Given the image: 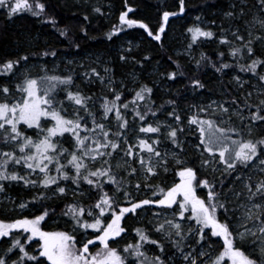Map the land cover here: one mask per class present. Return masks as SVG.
<instances>
[{
  "label": "snow or ice",
  "instance_id": "snow-or-ice-1",
  "mask_svg": "<svg viewBox=\"0 0 264 264\" xmlns=\"http://www.w3.org/2000/svg\"><path fill=\"white\" fill-rule=\"evenodd\" d=\"M125 7L108 40L126 27L161 41L170 18L185 13L186 0H178V11L163 10L156 29L131 18L127 0ZM0 9L9 20L25 12L45 15L57 27L41 0H0ZM224 15L230 26L221 25L218 39L232 62L220 51L211 67L223 76L238 69L248 78L232 75L237 94L189 104L188 113L179 89L157 104L154 89L138 84L128 99L126 83L117 87L107 67L104 75L94 67L82 73L88 84L99 82L110 93L97 106L77 84L75 69L48 67L44 58L57 57L55 50L35 53V63L29 54L0 62V193L13 184L42 189L32 201H10L13 211L71 195L59 210L42 203L38 214L0 219V264H264V0H234ZM57 30L80 48L67 28ZM187 33L189 55L202 39L216 38L199 25ZM209 60L201 53L196 68ZM173 63L167 79L186 76L179 61ZM187 78L192 92L204 95L207 85ZM189 133L199 134V169L187 158L182 136ZM201 169L208 174L200 175ZM169 172L178 178L171 185L153 182ZM132 188L148 189L151 197L137 199ZM151 206L160 209L152 213L155 222L135 227L129 241L126 218L139 219V210ZM57 215L67 217L71 231L45 230Z\"/></svg>",
  "mask_w": 264,
  "mask_h": 264
},
{
  "label": "trees",
  "instance_id": "trees-1",
  "mask_svg": "<svg viewBox=\"0 0 264 264\" xmlns=\"http://www.w3.org/2000/svg\"><path fill=\"white\" fill-rule=\"evenodd\" d=\"M31 2V0H30ZM46 4V15L48 17H54L57 21V27H53L51 23L45 22V15L37 18L30 13H22L9 20L5 15V10L0 9V62H3L7 58H15L17 54H29L33 63L36 62L35 53L41 52L45 49L51 51H57V57H46L47 61L54 62L63 58V56H70L78 61L79 65H72L70 69H75L73 73L76 76V82L83 84V78L79 80L81 74L85 69L96 68L101 73V70L92 63H86L85 56L88 54H101V57L107 61L106 67L110 69V74L114 76L116 86L120 87V82L124 81L127 85L124 88V93L131 99L133 91L131 89L130 80L132 76H137L138 84H147L154 89V99L157 104L163 103L169 98H173L174 93L179 89L182 95L179 97L180 107L182 109L188 108L189 104L208 102L210 99H225L229 95H235L236 90L234 83L230 84L232 75L239 74L241 77L247 79L248 76L245 73H240L238 69L235 71L228 70L229 75L223 76L220 73H216L211 67V62H219L218 53L220 51L225 52L224 60L229 63L232 62L231 57L228 55V48L225 45L219 43L218 37L221 35V25L224 28H228L230 25L226 18L223 17L225 12L229 10V5L234 0H186V11L182 16L171 17L169 25L166 27L165 34L162 36L161 41H155L139 28H124L123 31L113 35L111 40L107 39V34L113 29L114 26L119 25V16L122 11H126L125 0H41ZM127 4L134 9L133 13H129V16L133 19H140L145 21L156 29L159 23V17L163 10L178 11V0H127ZM100 8L101 12L94 11L95 8ZM87 16L88 20H84ZM207 19L208 26L199 25L205 29L212 30L216 33V38L202 39L197 45L193 46L191 55H175V51L184 47L187 48L189 43V34L187 28L197 25L199 20ZM215 21V23H213ZM57 28L65 29L69 31V37L72 41L78 42L80 48L76 49L70 46L69 39L61 37ZM81 28L86 29L88 36L84 37ZM125 40L131 41L130 46L127 49H131V57L135 58L128 61H121V52H118V47L125 43ZM137 45V47H135ZM201 53L210 58L207 64H203L200 69L196 68L195 60H199ZM125 54V53H123ZM126 55V54H125ZM145 57L150 59L145 60ZM171 57V59H169ZM194 58V59H193ZM173 61H179L186 76H178L176 81L167 79V73L176 70V64ZM83 64L85 68H79ZM49 67V65H48ZM165 76L163 80V86L159 89L156 81L161 76ZM188 76H196L207 85L204 95H200L199 92L193 93L189 87ZM0 77V80H3ZM78 80V81H77ZM255 83V80L252 81ZM130 83V84H129ZM162 83V82H161ZM83 86V85H81ZM130 87V88H129ZM248 88V85H245ZM129 88V91H128ZM96 87L89 88L86 92L92 93L94 99L99 105V98L94 95ZM132 89V90H133ZM90 95V94H89ZM96 96V97H95ZM109 98H111L109 96ZM188 113V110L185 111ZM131 122V116L129 117ZM198 134V133H197ZM199 135V134H198ZM187 148V158L189 161H195V166L199 169V152L196 151L195 146L190 147L187 142V136H182ZM199 143L197 139V144ZM200 170V175H206ZM171 176L173 175H161L154 178V183L162 186H169L171 182ZM209 178H211L209 174ZM174 179H177L174 177ZM135 188H132V192ZM13 195H17L16 192L25 190L8 187ZM150 194L146 197H151V192L148 189H144ZM16 191V192H15ZM204 190H202L203 192ZM135 196V193L133 192ZM19 196V195H17ZM16 196V197H17ZM22 200H28L26 197H20ZM154 198V197H152ZM55 199V198H54ZM46 200L39 202L40 204L47 203L53 205L58 210L64 207L66 202H71L70 198L67 200ZM143 199V198H138ZM140 218L135 216L130 219L126 218V226L129 229L127 239L130 241L135 235L132 231L135 227H144L151 225L148 224L149 220H152V210H139ZM38 214V212H36ZM31 216V214H27ZM0 219L10 220L4 217L0 210ZM67 217H61L57 215L54 219H49L44 225L45 230H66L69 224L66 225L65 221ZM153 221V220H152ZM54 222V224H51ZM154 222V221H153ZM153 236H158L156 233H152ZM35 243V242H33ZM155 248V246H149Z\"/></svg>",
  "mask_w": 264,
  "mask_h": 264
},
{
  "label": "rangeland",
  "instance_id": "rangeland-1",
  "mask_svg": "<svg viewBox=\"0 0 264 264\" xmlns=\"http://www.w3.org/2000/svg\"><path fill=\"white\" fill-rule=\"evenodd\" d=\"M223 17L225 18V15H223ZM197 25H205V26H208L209 25V22L207 21V19H201L197 22ZM130 42L131 41H127L125 40V43L124 45L122 46H119L117 49H118V52H121V54L125 53L126 55H129L130 56V59H132L131 57V53H128L127 52V46H130ZM137 47V45L135 46ZM187 48H184V47H180L178 48L176 51H175V55H187L189 56V52L186 51ZM129 59V60H130ZM68 61H72L71 64L68 63ZM78 61L79 60H76L70 56H63V58H61L60 60L56 61L54 59V63L52 61H48V65H49V68H53L55 65H59V71L60 72H63V73H68L69 72V67L72 66V65H79L78 64ZM86 63H92L93 65H96L97 67L100 68L101 70V74L104 75V69L106 67V64H107V61H105L103 59V57H101V54H88L85 56V60H84ZM79 68H81L79 66ZM22 71V70H21ZM83 76L81 74V77L79 78L82 79ZM137 76H132L131 80H130V83H131V89L130 91H132L134 85H136L137 83ZM165 79V76H161L159 80L156 81V84H158V87L159 89L163 86V83H164V80ZM78 81V80H77ZM15 80L12 81V84L14 85L15 84ZM162 82V83H161ZM129 83V84H130ZM77 84H79L80 86V89L83 91V92H88L87 90L91 87H96V89L94 90L95 94L98 98L104 96V95H109L110 96V93L108 92V89L107 88H104L102 87L99 82H95V83H92V84H88L84 79H83V84H80L79 82H77ZM83 85V86H81ZM129 87V88H130ZM129 88H128V91H129ZM87 94H90V95H93L92 93H87ZM95 96V97H96ZM94 97V96H93ZM184 110H188V108H184ZM197 137H198V134H191L189 133L187 135V142H188V145L190 147H193L197 144ZM204 173H206L203 169H201ZM163 176L165 174H162ZM166 175H173L171 172L167 173ZM178 179V178H177ZM173 180H174V177L171 176V182L169 185H171L173 183ZM9 187H13V188H17V189H21V190H25L26 192H16L17 195H13V193H11L9 190H6L5 192L3 193H0V210L2 211L4 217H6L7 219H13V218H19L20 216H24V215H27V214H32V213H36L38 212V209H39V202L41 201H37L34 205L33 204H30L29 205V208L28 209H25L23 211H21L19 208H15V210H11L14 208V205L12 203H10V201H21L22 198L20 197H26L29 199V201H32L33 200V197L37 196L41 191L42 189H39V188H25L23 187L22 185H16V184H13V185H10ZM133 192L135 193V197L138 199V198H144L146 195H149L150 193L146 190H141L140 192H137L135 189L133 190ZM17 196V197H16ZM71 199V195H69V197ZM54 199V198H53ZM53 199H48V200H53ZM23 201H28V200H23ZM151 210L152 211H159L160 209L156 208L155 206H151ZM9 216V217H8ZM152 220L155 222V218L152 216ZM51 224H54V222H51ZM68 228H70V231H71V227H70V224L68 226Z\"/></svg>",
  "mask_w": 264,
  "mask_h": 264
},
{
  "label": "bare ground",
  "instance_id": "bare-ground-1",
  "mask_svg": "<svg viewBox=\"0 0 264 264\" xmlns=\"http://www.w3.org/2000/svg\"><path fill=\"white\" fill-rule=\"evenodd\" d=\"M9 217V216H8Z\"/></svg>",
  "mask_w": 264,
  "mask_h": 264
}]
</instances>
